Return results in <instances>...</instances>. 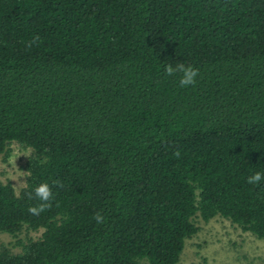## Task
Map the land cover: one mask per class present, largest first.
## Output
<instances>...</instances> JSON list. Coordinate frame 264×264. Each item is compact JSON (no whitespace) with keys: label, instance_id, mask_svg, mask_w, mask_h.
Here are the masks:
<instances>
[{"label":"trees","instance_id":"1","mask_svg":"<svg viewBox=\"0 0 264 264\" xmlns=\"http://www.w3.org/2000/svg\"><path fill=\"white\" fill-rule=\"evenodd\" d=\"M13 142L33 154L19 194L0 180V229L44 231L0 264H176L197 214L264 239V181L247 182L264 173V0H0V155ZM45 181L52 207L31 215Z\"/></svg>","mask_w":264,"mask_h":264},{"label":"rangeland","instance_id":"2","mask_svg":"<svg viewBox=\"0 0 264 264\" xmlns=\"http://www.w3.org/2000/svg\"><path fill=\"white\" fill-rule=\"evenodd\" d=\"M10 147L8 157L0 155V180L11 183L19 194L26 186L29 172L24 166L33 149L17 142ZM193 221L199 230L185 240L176 264H201L204 260L209 264H264V239L220 215L204 221L197 214ZM43 231L44 228L34 230L25 225L17 235H13L0 229V250L5 247L12 253H19L22 251L20 241L38 239Z\"/></svg>","mask_w":264,"mask_h":264},{"label":"clouds","instance_id":"3","mask_svg":"<svg viewBox=\"0 0 264 264\" xmlns=\"http://www.w3.org/2000/svg\"><path fill=\"white\" fill-rule=\"evenodd\" d=\"M39 37H36L33 41L29 42L28 47H31L33 43ZM167 75L172 76L177 73L181 74L179 85L181 87H187L196 83V79L199 75V69L191 65L186 66L183 63H177L176 65L168 64L165 68ZM175 155L179 157L180 153L176 152ZM261 181H264V173L257 171L254 175L248 177L249 184H259ZM29 199L35 198L39 201L36 205H31L28 208V212L31 215L39 216L42 212L50 209L52 207V201L54 199L53 189L47 181L40 183L34 189V194L29 193ZM94 219L97 223H103L104 217L100 213H96Z\"/></svg>","mask_w":264,"mask_h":264}]
</instances>
